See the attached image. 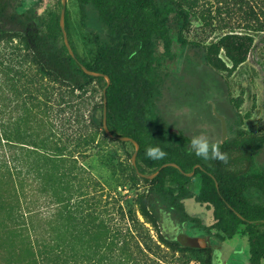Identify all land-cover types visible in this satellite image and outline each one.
<instances>
[{"label": "trees", "instance_id": "trees-1", "mask_svg": "<svg viewBox=\"0 0 264 264\" xmlns=\"http://www.w3.org/2000/svg\"><path fill=\"white\" fill-rule=\"evenodd\" d=\"M41 2L20 13L21 0H0V45L18 40L26 56L22 61L1 59L0 52V264H212L213 250L238 234L248 240L247 264H264V204L260 202L264 187L248 181L251 175L264 173V160H259L264 159V136L240 142L254 162L245 173L231 175L222 162L197 157L190 148L192 137L161 113L166 83L180 72L187 57L232 74L246 58L253 37L227 34L207 46L188 41L184 31L190 25L192 7L185 4L187 0H74L80 13L78 25L72 21L67 0L66 31L74 59L60 27L62 0L47 18L38 15L36 6ZM248 15L252 22L259 20L255 10ZM261 28L250 24L255 32ZM222 51L230 67L221 58ZM79 62L110 77L108 128L113 135L138 142L139 172L153 174L165 163L178 164L184 173L194 172L189 177L168 166L148 180L139 177L131 165V181L145 183V190L135 199L141 218L120 204L111 211L105 209L99 199L104 192L101 184L74 155L90 146V130L106 135L103 90L107 81L87 75ZM25 63L28 69L22 72L19 68ZM32 68L62 90L60 99L66 107H90L83 125L69 133L60 120V138L74 148L71 155L26 163L13 151L12 134L21 138L23 106L32 105L27 116L31 122H41L45 135L53 130L49 119L57 120L58 113L66 110L60 108L53 114L52 107L46 106L44 111L32 92L36 80L25 81ZM45 87L43 82L39 86L44 95ZM97 91L100 103L95 101ZM38 108L42 118L35 113ZM228 144L229 140L222 144L221 151ZM149 146H159L167 156L149 159L145 154ZM51 161L55 169L50 174ZM196 177L198 193L193 189ZM45 178L56 186L47 216L40 201ZM188 199L213 210L214 223L195 237L184 232L187 226L201 228L200 220L186 211ZM198 237L207 240L206 247L188 241ZM204 252L206 258L198 261L196 254ZM223 264L229 263L224 260Z\"/></svg>", "mask_w": 264, "mask_h": 264}, {"label": "rangeland", "instance_id": "rangeland-1", "mask_svg": "<svg viewBox=\"0 0 264 264\" xmlns=\"http://www.w3.org/2000/svg\"><path fill=\"white\" fill-rule=\"evenodd\" d=\"M37 0H21L19 12L23 13L27 9L34 7ZM192 7V17L188 29L184 31V38L188 41H194L202 45H210L218 42L227 34H248L253 37V43L249 47L246 58L237 69L228 74L227 72L217 71L207 63L200 61L194 57L185 59L182 69L179 74H173L166 83L165 96L162 103L161 113L169 122L176 125V129L181 127L188 130L189 134L204 135L208 138L209 134L204 133L201 121L207 114L205 107V98L203 104L198 106L192 113L190 106L193 100L194 92L183 85L182 77L189 78V72L199 71L202 76L208 81V85L214 88L216 86L227 94V99L240 115L239 128L235 135L229 139V144L222 147L224 152L229 156L228 164H224V170L231 175H240L248 171L253 165V158L249 150L240 147V142L243 139L258 138L264 136V0H187L185 3ZM58 7V0H42L36 6L38 15L47 18L51 11ZM70 13L73 23L78 25L79 8L74 0H69ZM252 10H255L259 20H254L248 15ZM250 24L254 27H262L261 30L255 32L250 30ZM14 40L10 44L0 45V52L3 54L1 59H16L22 61L26 56L22 51V45ZM16 49V50H15ZM221 58L230 67L229 60L225 57L224 52L220 54ZM21 71H26L28 65L25 63L20 67ZM29 78L36 80L33 83L35 99L41 101L40 106L52 107L53 114L60 108L66 109L64 113H58V119H49V125L53 127L52 133L43 134L41 122H31L27 115H30L28 106H23V120L21 121V138H17L15 133L12 135L13 151L18 158L27 161L35 160V158H48L56 160L61 154H73L70 145L63 144L60 138L61 121L67 126L66 129H77L83 125V118L87 119L90 107L79 108L66 107L60 99V92L54 83L48 82L37 74L36 68H32ZM178 73V72H177ZM43 83H47L44 90L39 88ZM20 93H24L23 84L19 85ZM49 98L46 99L45 96ZM100 91L96 92L95 101L101 102ZM62 105H60V104ZM46 104V105H45ZM35 113L39 118L43 117L42 109L38 108ZM205 113V116H204ZM212 116V114H211ZM190 117V118H189ZM190 121L188 122V120ZM61 120V121H60ZM188 122V127H186ZM56 125V128H54ZM203 128V129H202ZM207 129H210L208 126ZM13 129V127H12ZM15 129H13L14 131ZM42 131V132H41ZM93 141L90 146L79 152H75L78 162L85 166L93 178H95L103 189V195L99 197L101 203L105 205V209H112L118 204L126 209H131L137 213L135 199L137 195L145 190V183L131 181V158L135 151L134 145L121 144L116 139H111L104 135L101 130H90ZM42 133V134H41ZM24 143V144H21ZM66 145V146H65ZM61 158V157H60ZM261 162L263 158L259 159ZM264 162V161H263ZM54 162L49 163V172H54ZM249 183H257L264 187V173L259 176H252L248 179ZM39 187H41L39 185ZM43 192L40 194V201L47 216L50 198L54 195L55 188L50 178H45L43 181ZM100 188V189H101ZM194 192L198 193L200 189L199 178L193 180ZM56 201V200H55ZM264 204V197L260 201ZM94 203V202H93ZM186 211L194 218H198L201 223V228L189 227L184 229L187 236L195 237L204 233V228L209 227L214 223L213 210L208 209L206 205L198 203L195 199H188L184 202ZM117 217V216H116ZM3 229V227H2ZM1 229V230H2ZM154 232L152 231V234ZM64 232L61 231V235ZM2 237V236H0ZM3 238V237H2ZM223 257L229 264H247L249 258V247L247 237L243 234L236 235L232 240L227 241L221 248ZM207 253L196 254V259L202 261L206 258Z\"/></svg>", "mask_w": 264, "mask_h": 264}, {"label": "flooded vegetation", "instance_id": "flooded-vegetation-1", "mask_svg": "<svg viewBox=\"0 0 264 264\" xmlns=\"http://www.w3.org/2000/svg\"><path fill=\"white\" fill-rule=\"evenodd\" d=\"M198 59V58H197ZM200 60V59H199ZM201 61V60H200ZM181 73V72H179ZM178 73V74H179ZM188 77H182L183 85L189 87L194 92L193 100L190 103L192 113L194 110L203 104L205 98V107L207 114L210 115L201 121L204 133L209 134L208 139L211 143H219L220 145L231 139L239 128L240 115L227 99L225 91L222 92L217 86L218 92L208 85V81L202 76L199 71H190ZM212 114V116H211ZM205 116V113H204ZM190 118V117H189ZM190 119L188 120V122ZM188 122L186 127H188ZM174 124L173 122H171ZM175 125V124H174ZM210 129H207L206 127ZM183 128V127H181ZM185 129V128H183ZM186 130V129H185ZM188 131V130H186ZM189 134V132H187ZM199 132L191 137L199 136ZM227 138L222 141L224 137Z\"/></svg>", "mask_w": 264, "mask_h": 264}, {"label": "water", "instance_id": "water-1", "mask_svg": "<svg viewBox=\"0 0 264 264\" xmlns=\"http://www.w3.org/2000/svg\"><path fill=\"white\" fill-rule=\"evenodd\" d=\"M66 5H67V0H62V10H61V14H60V27H61V31H62V34H63V39H64L65 46L68 49V52L72 56V58L76 59L75 53H74V51H73V49L71 47V44H70L69 38H68V34H67V31H66ZM79 65H80L81 69L87 75L92 76V77H103L107 81V85H106V87L103 90V95H104L103 129H104L106 135L109 138H111V139H116V140H120V141H124V142H131V143L134 144L135 151H134V153L132 155L131 162H132L133 167L136 169V172H137L138 176L142 177V178H146L148 180H153L154 178H156L160 174V172H161V170L163 168L168 167V166L175 167V168L179 169L182 173H184L181 170L180 166L178 164H176V163H165L155 173L149 174V175L139 172V169L137 168V164H136V159H137L138 151H139V148H140L138 142L135 141L133 138H130V137L113 135L110 132L109 128H108V124H107V96H106V91H107V88L111 84L110 77L107 74L89 70L85 65H83L80 62H79ZM226 138H227V136L224 137L222 139V141H224ZM196 167H198V165ZM184 174L189 176V177H191V176H193L194 172H192V173H184ZM216 186L218 188V183L217 182H216ZM236 214L239 217L242 218V216L238 212H236ZM261 222L264 223V220H262ZM188 241L191 244H193V245H195L197 247L204 248V247L207 246V240L205 238H201V237L192 238V239H188Z\"/></svg>", "mask_w": 264, "mask_h": 264}, {"label": "clouds", "instance_id": "clouds-1", "mask_svg": "<svg viewBox=\"0 0 264 264\" xmlns=\"http://www.w3.org/2000/svg\"><path fill=\"white\" fill-rule=\"evenodd\" d=\"M190 148L197 157L204 160H218L224 164H228L229 162V156L226 152L221 151V145L219 143H211L204 135L192 137ZM145 154L152 160H160L167 156L166 151L162 150L159 146L147 147ZM223 262V252L220 249H214L212 264H223Z\"/></svg>", "mask_w": 264, "mask_h": 264}]
</instances>
